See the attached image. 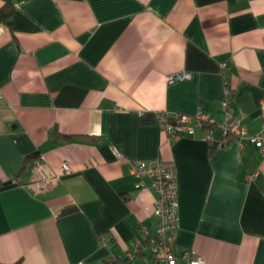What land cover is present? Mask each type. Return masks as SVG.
I'll return each instance as SVG.
<instances>
[{
	"label": "crops",
	"instance_id": "obj_1",
	"mask_svg": "<svg viewBox=\"0 0 264 264\" xmlns=\"http://www.w3.org/2000/svg\"><path fill=\"white\" fill-rule=\"evenodd\" d=\"M5 1L0 263L157 264V193L129 159L162 158L176 168L174 255L264 264L260 147L232 134L212 147L200 127L170 140L157 120L201 111L218 138L228 100L248 135L263 129L264 0Z\"/></svg>",
	"mask_w": 264,
	"mask_h": 264
},
{
	"label": "built area",
	"instance_id": "obj_2",
	"mask_svg": "<svg viewBox=\"0 0 264 264\" xmlns=\"http://www.w3.org/2000/svg\"><path fill=\"white\" fill-rule=\"evenodd\" d=\"M190 73L181 72L169 76V81L177 79H188ZM234 88L226 85V94L230 95ZM226 108L224 121L220 123L223 135L218 139L214 137L213 128H204L206 124L212 123L210 117L199 111L195 115L173 113L168 115L165 112L158 114L157 120L166 136L170 140H176L185 135H192L197 127L205 129V137L215 145H225L230 134L235 135L244 144L250 140L260 147L264 155V127L255 134L248 135L246 129L241 125L238 118L232 115L233 109L228 100L223 102ZM119 159L125 156L119 151L115 152ZM130 171L137 178L138 187H147V180L157 193L154 201V213L158 217L157 234L150 239L151 251L157 260V264H205V261L195 251L185 252L182 260L173 253L175 231L179 225L178 215V190L176 185V168L173 161L162 158L151 160L129 159ZM64 171L70 172L68 164L63 166Z\"/></svg>",
	"mask_w": 264,
	"mask_h": 264
},
{
	"label": "trees",
	"instance_id": "obj_3",
	"mask_svg": "<svg viewBox=\"0 0 264 264\" xmlns=\"http://www.w3.org/2000/svg\"><path fill=\"white\" fill-rule=\"evenodd\" d=\"M14 11H15V7H14L13 3L9 2V1H5L3 3V5L0 7V23L3 22L6 24H10V18L12 17ZM212 124H214V123L206 124L204 128L205 129L206 128H213L214 129L215 125H212ZM219 138L220 137H218V139ZM215 146L216 145L212 144V147H215ZM120 263H121V261H113L110 259L105 261V264H120ZM0 264H2V263H0ZM15 264H19V263H15Z\"/></svg>",
	"mask_w": 264,
	"mask_h": 264
}]
</instances>
